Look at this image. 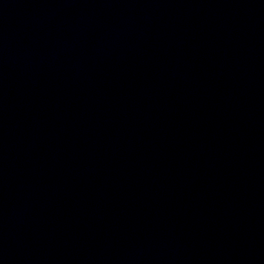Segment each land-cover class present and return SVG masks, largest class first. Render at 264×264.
<instances>
[{
    "label": "water",
    "instance_id": "95a60500",
    "mask_svg": "<svg viewBox=\"0 0 264 264\" xmlns=\"http://www.w3.org/2000/svg\"><path fill=\"white\" fill-rule=\"evenodd\" d=\"M0 264H264V0H0Z\"/></svg>",
    "mask_w": 264,
    "mask_h": 264
}]
</instances>
